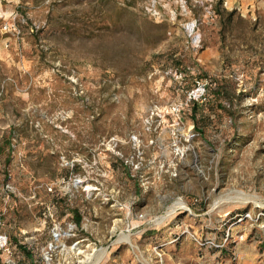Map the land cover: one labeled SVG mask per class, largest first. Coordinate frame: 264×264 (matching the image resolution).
<instances>
[{
  "label": "rangeland",
  "instance_id": "1",
  "mask_svg": "<svg viewBox=\"0 0 264 264\" xmlns=\"http://www.w3.org/2000/svg\"><path fill=\"white\" fill-rule=\"evenodd\" d=\"M11 132L0 264H264V0H0Z\"/></svg>",
  "mask_w": 264,
  "mask_h": 264
},
{
  "label": "trees",
  "instance_id": "2",
  "mask_svg": "<svg viewBox=\"0 0 264 264\" xmlns=\"http://www.w3.org/2000/svg\"><path fill=\"white\" fill-rule=\"evenodd\" d=\"M199 109V107H198V104L196 103V102H194L193 103V111H194V114H196ZM193 119H196V117H194ZM196 123V122H195ZM195 128L199 131V133L202 135L203 134V132H202V130H199V128L197 127V124H195ZM13 137V132H11L10 134H9V136H8V138H7V142L5 141V143L3 144V147H1L0 149H1V151L2 152H4V153H9V155L11 154V152H12V146H11V138ZM76 215H77V217H76V222H78V224L80 223V221H81V218H80V215H79V213L78 212H76ZM22 250L24 251V253L26 254V256L28 257V258H31V255H30V252L29 251H27L25 248H23L22 247Z\"/></svg>",
  "mask_w": 264,
  "mask_h": 264
},
{
  "label": "built area",
  "instance_id": "3",
  "mask_svg": "<svg viewBox=\"0 0 264 264\" xmlns=\"http://www.w3.org/2000/svg\"><path fill=\"white\" fill-rule=\"evenodd\" d=\"M204 88H197L196 92L202 95L204 93ZM195 93V92H194ZM9 238L6 234L0 233V250L1 251H9Z\"/></svg>",
  "mask_w": 264,
  "mask_h": 264
},
{
  "label": "crops",
  "instance_id": "4",
  "mask_svg": "<svg viewBox=\"0 0 264 264\" xmlns=\"http://www.w3.org/2000/svg\"><path fill=\"white\" fill-rule=\"evenodd\" d=\"M228 264H231V263H228ZM235 264H240V263H235Z\"/></svg>",
  "mask_w": 264,
  "mask_h": 264
}]
</instances>
